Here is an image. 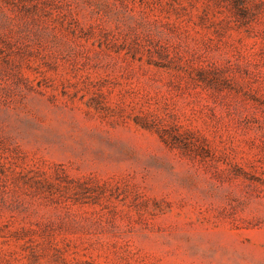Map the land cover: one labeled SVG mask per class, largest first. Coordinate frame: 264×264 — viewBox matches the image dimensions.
<instances>
[{
  "label": "rangeland",
  "instance_id": "rangeland-1",
  "mask_svg": "<svg viewBox=\"0 0 264 264\" xmlns=\"http://www.w3.org/2000/svg\"><path fill=\"white\" fill-rule=\"evenodd\" d=\"M0 264H264V0H0Z\"/></svg>",
  "mask_w": 264,
  "mask_h": 264
}]
</instances>
